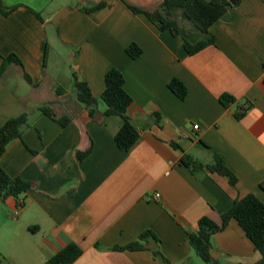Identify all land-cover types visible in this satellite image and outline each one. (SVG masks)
<instances>
[{
	"label": "crops",
	"instance_id": "obj_1",
	"mask_svg": "<svg viewBox=\"0 0 264 264\" xmlns=\"http://www.w3.org/2000/svg\"><path fill=\"white\" fill-rule=\"evenodd\" d=\"M102 1L104 7L85 10ZM234 1L209 28L214 44L189 55L181 35L160 31L127 7L161 13L163 0H0L15 7L8 15L0 11V64L15 54L32 82L9 83L15 67L25 81L15 64L0 80V125L28 116L0 166L31 183L18 199L0 202V264H45L71 242L82 251L72 264H161L149 250L113 249L145 230L157 236L171 264H201L187 234L201 218L221 225L234 200L249 193L264 204V0ZM179 26L197 39L188 22ZM130 44L140 49L138 57L127 54ZM49 65H61L65 78L49 74ZM112 67L132 99L127 115L138 139L128 151L115 142L123 120L104 115V75ZM74 77L88 85L94 117L73 95ZM172 79L185 87L184 99L169 89ZM222 95L233 102L223 105ZM42 104L69 123L42 115ZM247 104L244 116L235 117ZM213 151L236 177L234 186L180 162L191 155L210 164ZM210 243L221 264L261 258L235 219Z\"/></svg>",
	"mask_w": 264,
	"mask_h": 264
},
{
	"label": "trees",
	"instance_id": "obj_2",
	"mask_svg": "<svg viewBox=\"0 0 264 264\" xmlns=\"http://www.w3.org/2000/svg\"><path fill=\"white\" fill-rule=\"evenodd\" d=\"M105 6V2L85 8L87 12L100 9ZM230 6L227 0H163V8L157 18L152 13L140 10L136 7H127L136 14L146 16L160 31H169L172 35H181L184 39V48L189 55H194L204 48L213 45L215 37L210 33L209 28L213 25ZM15 7L4 8L0 3V11L4 15L10 14ZM179 20L188 22L193 32L198 35L197 39L190 40L184 35L183 29L179 26ZM127 54L136 58L141 51L135 44H130L126 48ZM15 64L22 69L23 78L32 84L27 73L24 72L20 59L15 54H10L2 59L0 64V80L5 75L8 67ZM122 73L116 68H110L104 75V90L101 98L107 105L104 115H116L121 117L123 123L115 135V142L121 151H128L137 141L138 132L131 124L127 115V109L132 102L131 97L126 93ZM169 89L180 99H184L186 90L183 84L177 79H172L168 84ZM74 91L76 100L82 103L89 111L90 117L95 114V99L93 98L88 85L78 81L74 77ZM60 94V89L56 91ZM223 105H229L233 99L228 95L220 96ZM250 108V104L242 106L235 112V117L242 118ZM37 110L54 120L61 126H66L70 118L67 116L58 117L49 105H39ZM155 121L159 116L154 115ZM28 116L26 113L8 118L0 125V158L4 154L8 144L21 138L22 129L27 126ZM85 153H77V158L81 159ZM181 164L191 172L207 170L228 178L229 183L234 186L237 182L236 177L225 165L224 159L213 151V160L210 164H203L191 155H183L180 159ZM264 191V181L260 184ZM31 188V183L19 177H10L0 166V202L8 197L18 199ZM20 206V205H19ZM221 225L217 226L208 218H201L197 223L195 231H188V241L195 254L202 260L203 264H221L211 256L210 236L226 228L229 220L235 219L244 231L245 235L251 240L255 249L261 254V258L254 264H264V204L253 194L249 193L242 198L235 199L232 206L222 215ZM211 228V231L208 229ZM159 240L150 230L141 232L137 239L128 245L114 247V250L121 251H141L149 250L155 260L161 264H171L159 249ZM82 251L75 243H68L65 248L46 260L45 264H72Z\"/></svg>",
	"mask_w": 264,
	"mask_h": 264
},
{
	"label": "rangeland",
	"instance_id": "obj_3",
	"mask_svg": "<svg viewBox=\"0 0 264 264\" xmlns=\"http://www.w3.org/2000/svg\"><path fill=\"white\" fill-rule=\"evenodd\" d=\"M14 70H11V72L8 74V78H9V83L12 84L14 86V88H18L19 83H23L22 85L28 87V83H26L20 76L19 74V70L15 67L13 68ZM47 70H49V74H52V72L54 71L56 74V77L62 79L65 78L66 74H65V70H63V67L61 65H57V66H51L49 65V67L47 68ZM70 77L71 80V73L68 72L67 74ZM17 76H19L20 78H17ZM16 77V78H15ZM18 79V80H17ZM30 87V86H29ZM14 88H12L14 90ZM17 213L13 214V217H17ZM201 264H202V260L200 259Z\"/></svg>",
	"mask_w": 264,
	"mask_h": 264
},
{
	"label": "water",
	"instance_id": "obj_4",
	"mask_svg": "<svg viewBox=\"0 0 264 264\" xmlns=\"http://www.w3.org/2000/svg\"><path fill=\"white\" fill-rule=\"evenodd\" d=\"M235 2H236V1H234V0H230L229 3L232 4V5H234ZM158 15H159V12H158V11H156L155 13H153V17H154V18H157ZM73 95H75V92L73 93ZM208 230L211 231V228H209Z\"/></svg>",
	"mask_w": 264,
	"mask_h": 264
},
{
	"label": "built area",
	"instance_id": "obj_5",
	"mask_svg": "<svg viewBox=\"0 0 264 264\" xmlns=\"http://www.w3.org/2000/svg\"><path fill=\"white\" fill-rule=\"evenodd\" d=\"M197 128H198L197 125H194V126H193V129L196 130ZM158 198H159V194H154L153 199H154V200H157Z\"/></svg>",
	"mask_w": 264,
	"mask_h": 264
}]
</instances>
